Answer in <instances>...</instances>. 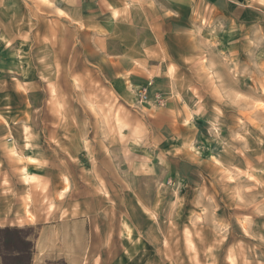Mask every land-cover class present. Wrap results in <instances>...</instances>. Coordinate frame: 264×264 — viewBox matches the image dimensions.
<instances>
[{
  "label": "rangeland",
  "instance_id": "rangeland-1",
  "mask_svg": "<svg viewBox=\"0 0 264 264\" xmlns=\"http://www.w3.org/2000/svg\"><path fill=\"white\" fill-rule=\"evenodd\" d=\"M45 5L0 0V229L35 244L42 211L96 199L64 248L97 264H264V11L185 10L156 48L95 46Z\"/></svg>",
  "mask_w": 264,
  "mask_h": 264
},
{
  "label": "crops",
  "instance_id": "crops-1",
  "mask_svg": "<svg viewBox=\"0 0 264 264\" xmlns=\"http://www.w3.org/2000/svg\"><path fill=\"white\" fill-rule=\"evenodd\" d=\"M50 5H45L57 17L58 22H66L72 29L86 32L92 37L91 44L95 46L120 45V46H158L159 23L162 19L178 13L191 12L206 14L210 11L219 14H228L232 11L240 22L253 23L258 13L264 11V0H47ZM26 6L25 11L27 12ZM43 12V11H42ZM48 12V11H47ZM45 13V12H44ZM175 22V19H172ZM158 23V24H157ZM157 24V26H156ZM0 29H4L0 26ZM10 43V42H9ZM12 44L10 45V47ZM9 47L8 59L2 62L5 68L9 62V72L14 69L22 71L25 65L14 67V51ZM155 48V47H154ZM150 52L159 53L155 49L142 50V54ZM122 53H120L121 55ZM155 55V54H152ZM138 60L131 58L130 61ZM159 61L160 58L152 59ZM2 68V67H1ZM9 137V136H7ZM6 138V137H2ZM1 139V138H0ZM10 139V138H8ZM8 139L6 140L8 142ZM9 143L13 144V141ZM12 144H8L10 147ZM13 152V150H11ZM30 152V151H28ZM32 154V152H30ZM32 156V155H31ZM31 156L28 155L30 158ZM32 159V157H31ZM30 169V168H29ZM32 173V171H31ZM89 202V205L87 204ZM85 201L78 206L72 203L71 208L61 215L60 209L42 211L41 218H45L40 233L35 241L32 264H97L96 246L87 240L81 247L80 243L75 250L67 249L71 246V222L78 218L95 217L97 210L90 205H95L96 199ZM85 206L86 208H81ZM56 211V212H55ZM39 212V211H38ZM38 212L32 211L34 220ZM1 219V213H0ZM34 223H30L33 225ZM89 238V237H88ZM131 253H137L136 248H130ZM144 249V247H143ZM135 250V251H133ZM141 252V251H140ZM88 255V256H87ZM89 255H94L92 258ZM89 257V258H88ZM0 264H2L0 258Z\"/></svg>",
  "mask_w": 264,
  "mask_h": 264
},
{
  "label": "trees",
  "instance_id": "trees-1",
  "mask_svg": "<svg viewBox=\"0 0 264 264\" xmlns=\"http://www.w3.org/2000/svg\"><path fill=\"white\" fill-rule=\"evenodd\" d=\"M34 246L28 231L16 228L0 229L2 264H32Z\"/></svg>",
  "mask_w": 264,
  "mask_h": 264
}]
</instances>
